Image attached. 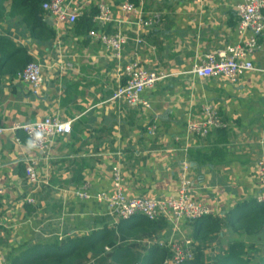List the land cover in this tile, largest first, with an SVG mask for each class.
Returning <instances> with one entry per match:
<instances>
[{
  "label": "crops",
  "instance_id": "obj_1",
  "mask_svg": "<svg viewBox=\"0 0 264 264\" xmlns=\"http://www.w3.org/2000/svg\"><path fill=\"white\" fill-rule=\"evenodd\" d=\"M69 1L81 12L111 7L114 22L106 26L107 33L121 30L128 42L118 62L98 42L52 15L44 20L56 32L51 44L35 42L24 27L12 22L0 24V37L9 38L40 63L45 79L44 87L34 93L5 74L0 63V128L51 116L72 122V133L54 142L51 158L39 167L41 184L33 195L34 206L26 203L30 187L23 161L40 152L21 131L0 135V186L5 190L0 202V264H7L6 257L24 244L88 235L103 227L97 219L115 227L106 206L71 193L82 187L113 193L116 169L128 197L160 201L178 195L180 169L187 160L191 196L206 205L212 217H224L264 193L256 179L264 153V36L252 58L256 71L243 75L237 85L221 77L200 80L193 74L205 56L239 42V0H142L144 13H160L162 24L146 33L138 59L145 68L167 75L144 95L151 109L112 99L135 53L136 18L119 11L128 0ZM60 59L71 63L72 70L51 67ZM204 104L216 108L224 127L204 138L188 137L187 121L198 119ZM152 127L154 136L149 135ZM165 222L160 242H195L193 222L178 229ZM227 232H221L213 248L226 245L222 240L231 243Z\"/></svg>",
  "mask_w": 264,
  "mask_h": 264
},
{
  "label": "built area",
  "instance_id": "obj_2",
  "mask_svg": "<svg viewBox=\"0 0 264 264\" xmlns=\"http://www.w3.org/2000/svg\"><path fill=\"white\" fill-rule=\"evenodd\" d=\"M144 2L139 0L136 5L129 1L120 5L121 13L135 16L137 25V37L134 39L135 50L132 59L123 69V83H121L113 94L114 101H120L131 107H144L151 109L149 101L144 99L147 92L156 89L158 84L167 78L161 72L151 71L140 63L138 51L145 43L146 33L152 32L162 24L160 13H144ZM47 15L57 18L58 23L74 26L81 11L74 7L69 0H51L43 6ZM238 25L236 33L239 42L236 45L226 47L223 51L212 52L196 65L193 74L200 80L212 77H221L232 85H237L241 77L249 72H254L252 63L254 54L260 49V39L264 36V0H239L235 8ZM114 22L111 7L101 5L98 14L94 18L95 29L91 30L87 37L98 42L110 57L120 62L122 60L123 48L128 42V37L121 30L108 34L106 26ZM52 68L60 72L72 70L71 63L60 59L54 63ZM17 82L38 93L44 87L45 79L43 66L38 62H31L16 76ZM224 122L218 111L211 104H204L198 119H189L186 124L188 137H207L212 132L220 131ZM21 131L29 140L30 146L40 152L39 157L26 158L23 165L26 171V179L29 184V195L26 203L36 205L34 193L41 184L38 170L43 162L51 158V147L57 139L66 137L72 133V122L64 121L59 116L46 117L30 124H18L12 128H0V135L6 132ZM156 133L155 127L149 131L150 136ZM20 142V139H17ZM191 165L186 160L183 162L179 173V191L175 198L164 200H152L147 198H131L124 191V180L119 169L114 171L113 193H93L87 187L74 190L71 193L81 201H95L109 209L115 218V225L121 221H131L136 218L148 221L167 219L171 221L175 229L183 223L195 222L201 218L212 216V211L204 204L195 201L191 196L192 178ZM256 179L258 184L264 188V153L259 157L256 168ZM5 196V190L0 186V202ZM258 203H264V193L257 197ZM172 253L171 260L165 264H183L192 261L196 256V243L190 239L182 243L164 242Z\"/></svg>",
  "mask_w": 264,
  "mask_h": 264
},
{
  "label": "trees",
  "instance_id": "obj_3",
  "mask_svg": "<svg viewBox=\"0 0 264 264\" xmlns=\"http://www.w3.org/2000/svg\"><path fill=\"white\" fill-rule=\"evenodd\" d=\"M51 0H0V24L12 22L24 27L35 42L51 44L56 32L45 25L47 13L43 6ZM136 5L139 0H128ZM97 9L81 12L73 29L77 34L88 35L96 27ZM33 62L26 50L7 37H0V63L5 74L16 77ZM23 171L26 174L25 167ZM24 174V175H25ZM27 180V179H26ZM107 220L97 219L103 225L84 236H72L24 244L14 249L7 264H165L172 253L160 245L161 231L167 226L165 219L148 221L136 218L121 221L109 227ZM193 240L196 256L183 264H264V248L244 241L231 242L212 258L204 253L221 238L224 229L236 236H255L264 231V203L244 201L224 217L207 216L195 222Z\"/></svg>",
  "mask_w": 264,
  "mask_h": 264
},
{
  "label": "rangeland",
  "instance_id": "obj_4",
  "mask_svg": "<svg viewBox=\"0 0 264 264\" xmlns=\"http://www.w3.org/2000/svg\"><path fill=\"white\" fill-rule=\"evenodd\" d=\"M227 233L228 234H227L226 239L229 242H234V241L240 240V241L246 242L247 244H254L258 248H264V231L259 233V234H257V235H255V236L241 235L240 237L232 234L230 229H228ZM172 243H178V241H174ZM222 243H224L226 245H223V247H219V248H213V246L209 245L210 247L208 246L204 250V253H206L207 255H210L212 258H214V256L217 255L221 251L222 248H225V247H227L229 245V244H227L228 242L223 241V240H222Z\"/></svg>",
  "mask_w": 264,
  "mask_h": 264
}]
</instances>
